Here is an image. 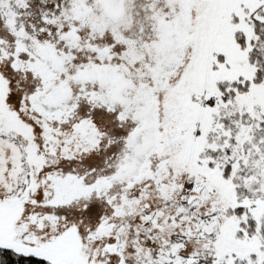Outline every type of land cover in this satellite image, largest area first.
<instances>
[{"label":"snow or ice","instance_id":"6c2138e0","mask_svg":"<svg viewBox=\"0 0 264 264\" xmlns=\"http://www.w3.org/2000/svg\"><path fill=\"white\" fill-rule=\"evenodd\" d=\"M0 264H264V0H0Z\"/></svg>","mask_w":264,"mask_h":264}]
</instances>
